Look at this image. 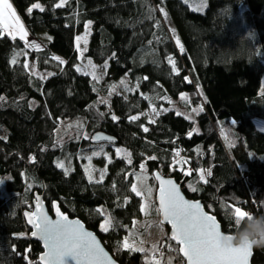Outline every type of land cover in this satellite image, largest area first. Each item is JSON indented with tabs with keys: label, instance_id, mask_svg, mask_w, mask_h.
<instances>
[{
	"label": "trees",
	"instance_id": "trees-1",
	"mask_svg": "<svg viewBox=\"0 0 264 264\" xmlns=\"http://www.w3.org/2000/svg\"><path fill=\"white\" fill-rule=\"evenodd\" d=\"M10 1L28 41L43 37L47 48L34 52L18 36L12 40L0 35V264H38L42 246L30 239L24 217L33 211L36 195H43L50 213L58 203L64 214L81 220L120 264H146L151 253L120 247L142 216V200L130 191L134 176L129 175L138 173L141 164L152 186L158 172L174 179L189 199L202 201L226 234V204L264 213V0H207L204 13L193 11L184 0H68L61 8L55 7L59 0ZM34 3L45 10L29 14ZM160 9L175 36L163 24ZM89 21L86 56L95 65H108L96 68L99 80L76 70V37ZM17 52L21 55L13 64ZM28 54L40 72L54 75L41 79L31 74L24 68ZM123 79L133 90L109 95L110 86ZM181 95L189 99L188 109L204 107L196 121L175 111L154 123L146 116L130 119L152 107L174 104ZM194 128L198 133L189 137ZM228 130L234 135L232 146L225 138ZM96 134L115 139L117 143L106 146L124 148L132 163L127 156L111 163L105 159L104 181L90 183L76 156L94 147L91 137ZM177 150L191 161L183 165L184 171L172 163ZM65 151L73 160L67 175L57 166ZM153 156L155 160L149 159ZM188 169L191 175L184 174ZM197 169H211V176L205 172L208 183L199 180ZM190 184L199 190L193 192ZM108 215L114 227L104 232L101 225ZM168 237L167 229L164 238L145 248L156 244L164 254L161 264L169 257L181 264L180 254L168 245L179 247ZM252 264H264V248L254 249Z\"/></svg>",
	"mask_w": 264,
	"mask_h": 264
},
{
	"label": "snow or ice",
	"instance_id": "snow-or-ice-1",
	"mask_svg": "<svg viewBox=\"0 0 264 264\" xmlns=\"http://www.w3.org/2000/svg\"><path fill=\"white\" fill-rule=\"evenodd\" d=\"M185 3L188 0H184ZM68 3V0H59V3L55 5L56 8H61L65 4ZM201 6H206V0L202 3ZM33 9H39L43 12L45 9L40 3H34L31 5L27 11L29 14L32 13ZM163 12V9H160ZM165 17L167 13H164ZM91 21L85 25L86 35L85 36H77L76 37V48L80 52L81 58H83L84 52L87 51L86 47L81 50L80 42L83 41L85 45H87V29L90 27ZM7 34L12 40H16L17 36L21 41L25 43L26 47H35L39 50V45L29 44L28 42V31L25 29L24 24L22 23L19 15L16 13V10L13 8V5L10 3V0H0V35ZM51 39V37H48ZM151 43V42H150ZM179 44V39L176 41ZM183 50L181 46V51ZM26 55V53H24ZM21 55L20 52L14 54L12 63H17L16 57ZM52 59L57 60L60 64H64L65 61L61 60L60 57H52ZM168 62L173 66L172 70L179 74V70L175 67V61L172 57H168ZM87 64L92 68V71L85 72V75H91L93 80H99L100 77L96 75V65L92 63L89 59ZM106 69L108 67L107 64L101 66ZM24 68H28V64H24ZM77 71H80V67L77 66ZM49 75H54L53 73H49ZM44 77L41 76V79ZM146 79V78H145ZM187 79V77H185ZM121 85L126 86L127 82L122 80L120 82ZM117 85H111V91L109 95L116 91ZM264 95V93H262ZM163 99H167V97H162ZM3 97H0L2 100ZM183 99V96H182ZM107 103V101H102ZM153 112H156V109L153 107ZM196 111V109H193ZM200 111H203V108H200ZM180 113H177L179 115ZM103 115V113H101ZM113 120H117L118 118L113 115ZM131 120H138V116H131ZM154 123L155 121H150ZM233 123H235L233 121ZM82 127V125H80ZM69 128L72 125H68ZM145 132L148 131V128L145 127L143 129ZM59 131V130H57ZM198 129H193L188 132V136L191 137L193 132L198 133ZM84 139H89L87 134L83 136ZM227 139V137H225ZM91 139L95 141H111L110 137H105L102 135H96L91 137ZM229 146L231 142H229ZM101 151H94L91 155L87 156L86 159L88 161V166H86L85 171L88 173V179L90 183H101L104 179V175L106 174L107 169L99 170L100 176L99 179L96 180L92 171L94 169L91 168V161L93 156H100L102 154ZM116 153L119 155L121 153V149L117 148ZM105 155H107L105 153ZM127 162L129 164L132 163L130 157L131 153H126ZM179 158V159H177ZM35 161V157L31 158ZM149 159L155 160L156 157H150ZM109 163H111V159L109 158ZM173 165H181L180 170L184 171L183 165H187L191 163L190 160L182 158L180 156V151L177 150L174 153ZM57 166L64 170L67 175L72 169L70 167H66L63 160L57 162ZM141 172L140 173H130L129 175H133L135 177L136 182L131 184V192L134 193L137 197H141L144 200V203L141 206V212H143L146 216L150 214L152 210L155 213L162 217L160 220V224H164L167 222L171 225V235L168 237L170 241H175L177 245H179V249H173L171 244L168 245V248L172 252H178V254H182L181 264H249V259L252 255V247L248 248H234V247H226L222 245L221 241L224 239L230 240L231 233L234 232L241 224L242 218L248 215V210H245L242 206L226 204L225 208L230 209L228 212L229 218V232L228 235H225L221 230V223L218 221L217 217L214 214H209L208 211H205L204 205H202L199 201H190L185 199V197L181 194L179 187L176 182L171 179L162 178L159 173L154 174V178L159 181V188L157 189V202L158 207L153 208V203L151 201L153 189L147 186L146 181L148 179L146 175V169L144 164L140 165ZM199 173V180L203 181V183H208L205 176V172L207 176L212 175L211 169H197ZM185 175H191L192 170L188 169ZM11 179V178H9ZM0 183H3L0 180ZM31 187V185H29ZM189 188L195 192L199 189L194 185L190 184ZM113 189L115 190V185H113ZM36 203L34 205V211L25 213L27 217V222L33 227V231H31V237L37 238L43 242V245L46 249L44 254L40 256L38 264H67L66 258H71L75 261V264H115V261L109 257L108 253L105 252L104 248L101 247L100 242L96 239L95 235L92 232L86 231L84 225L78 220H70L68 216H66L63 212H61L59 205L53 204V208L55 210V214L58 217L57 219H52L48 212L45 210L43 203L41 202V197H35ZM127 200H125V204H127ZM246 203V202H245ZM261 205H264V201L260 202ZM98 212L103 214L102 209H98ZM136 222H133V228H135ZM114 227L113 218L111 215H108L104 223L101 225V230L104 232H108L110 228ZM151 227V225H149ZM131 237L137 236V233L133 231L130 233ZM144 241L140 240L139 244L135 239H132L130 242L129 237H125L123 243L120 245L123 249H130L134 252L141 253H151L150 256L146 255L145 260L146 264H161L164 260V254L159 249L156 244H153L151 248L143 247ZM160 253V259L156 258V253ZM29 264H32L29 261ZM164 264H172V258L169 257Z\"/></svg>",
	"mask_w": 264,
	"mask_h": 264
},
{
	"label": "rangeland",
	"instance_id": "rangeland-1",
	"mask_svg": "<svg viewBox=\"0 0 264 264\" xmlns=\"http://www.w3.org/2000/svg\"><path fill=\"white\" fill-rule=\"evenodd\" d=\"M204 2V0H188L187 4L190 6V8L193 11L199 12V13H204L207 8H208V1L206 0V6H201L202 3ZM11 3V1H10ZM12 4V3H11ZM13 5V4H12ZM42 5V4H41ZM14 8V6H13ZM15 9V8H14ZM17 13V12H16ZM165 12H162L161 14V18L163 20V24L171 31V33L173 34V36H175V32H174V27L172 25V23L169 20V17H165L164 15ZM18 14V13H17ZM20 17V16H19ZM21 19V18H20ZM88 24V23H87ZM91 29H92V24L90 25V27L87 29V45L84 44L83 41L80 42V49L83 50L85 47L88 51V46H89V39H90V35H91ZM86 35V29L84 31V33L81 36H85ZM175 41H177V39H179V47H181V40L178 37L174 38ZM35 42V40H37V44L40 46L39 48H42L43 50H45L47 47L44 44V38L40 37V40L36 39V37H31L29 40V44H32L33 41ZM36 43V42H35ZM29 49L33 50L34 52H38L39 50H37L35 47H28ZM42 50V51H43ZM87 51L84 52L83 58H81L80 56V52L79 53V67H80V72L83 74L85 72H91L92 68L87 64V61L90 59L89 57L86 56ZM29 55V59L27 60V64H28V69L30 71L31 74L36 75L37 77L41 78V76H43V79H46L47 77H49V73L45 72L42 73L40 72L37 67H36V63L34 60H31V56ZM91 60V59H90ZM92 61V60H91ZM93 63V61H92ZM94 64V63H93ZM95 65V64H94ZM96 68L97 69H102L101 66H98L96 64ZM37 71H39V75L37 74ZM103 74H106V70L103 71ZM91 76V75H90ZM101 75H99L100 77ZM106 79V75L104 76V80ZM124 81H126L125 79H123ZM127 82V81H126ZM117 89H116V93H123V94H127L130 90H133L132 88L129 90V86L126 84V86L121 85L120 82L117 83ZM183 96V99H182ZM107 101V105L110 106V104L108 103V100L106 98H104L103 96L100 97V101ZM188 107H190V101L189 99L186 97V95H181V97L174 103V104H170L167 105L165 107H162L160 109H156V112H153L152 108L145 110L142 114L138 115V117H142V116H146L148 118L149 121H156L157 118L168 112V111H175L177 113H180L181 115L189 118L192 121H196L197 116L202 112L200 111V108L202 107L204 109V107L201 106H196L192 109H188L186 107V105ZM193 109H196V111H193ZM226 137L230 142L234 141V135L232 133L231 130L226 131ZM101 147H102V154L100 156H93L92 161H91V168L94 169V171H92V175L93 177L98 180L99 176H100V172L99 170L105 169L106 168V161H109V158L112 160L113 158H125L126 157V153L127 150H125L122 147H118V146H106V144H95L94 147H91V150H87V151H81L78 153V155L76 156L77 159H79V161H81L84 165V168H86V166H88V161L86 159L87 156L91 155L92 152L94 151H101ZM110 147V148H109ZM120 148L121 149V153L118 155L116 153V149ZM105 153L107 155H105ZM60 160H63L65 163L66 167H70L72 169L73 166V160H71L70 156L67 154V152H63V155L61 157ZM59 160V161H60ZM146 169V168H145ZM141 170L138 172L140 173ZM146 175L148 177L146 184L147 186L151 187L153 189V193H152V197H151V201L153 203V208L155 206V196H156V187L152 186L149 182V176L146 170ZM106 174L104 175L105 178ZM104 181V179H103ZM136 182L135 177H133V181L132 183ZM0 185H2V183H0ZM130 191H131V187H130ZM141 198V197H140ZM142 200V204L144 203L143 198H141ZM154 210H152L150 212L149 215H145L143 212H141V217L136 219V224H135V228L132 229V232L135 231L136 233L141 231V237H139V234L137 235V237H129L130 238V242L132 239H135L137 241V244H139L140 240H143L145 243L143 245V247L148 246L151 243H154V241H158L162 238H164L167 235V229L165 228L164 225L160 224V220L158 217H155L154 215ZM149 225H151V227H149ZM138 228V230H137ZM172 264H176L173 260H172Z\"/></svg>",
	"mask_w": 264,
	"mask_h": 264
},
{
	"label": "clouds",
	"instance_id": "clouds-1",
	"mask_svg": "<svg viewBox=\"0 0 264 264\" xmlns=\"http://www.w3.org/2000/svg\"><path fill=\"white\" fill-rule=\"evenodd\" d=\"M230 235L232 238L222 240V245L234 248H264V213L249 211L242 218L240 226Z\"/></svg>",
	"mask_w": 264,
	"mask_h": 264
},
{
	"label": "water",
	"instance_id": "water-1",
	"mask_svg": "<svg viewBox=\"0 0 264 264\" xmlns=\"http://www.w3.org/2000/svg\"><path fill=\"white\" fill-rule=\"evenodd\" d=\"M96 135H102V136L107 137L105 134H96ZM96 135H95V136H96ZM91 142H92V144H94V145H95V144H102V143H106V144H115V143H117V141H116L115 139H112V138H111V141H95V140L92 139ZM156 173H158V172H156ZM159 175H160L162 178H164V179H171V180L175 181L174 179H172V178H168V177H165V176H163V175L160 174V173H159ZM154 179H155V178H154ZM155 182H156V193H155L156 196H155V203H156V205H157V207H158V202H157V195H158V192H157V189L159 188V181L155 179ZM175 182H176V181H175ZM176 184H177V186L179 187L180 192H181V194L185 197V199L190 200V201H199L202 205H204L203 202L200 201V200L189 199V198L185 195V193L183 192L182 187H181L177 182H176ZM36 196H40V197H41V202L43 203L45 210L48 212V215H49L52 219H57L58 217H57L56 214H55V210H54V208L52 209V213H50V212L48 211L47 206H46V203H45V201H44V199H43V195H36ZM35 203H36V200L34 201L33 204L35 205ZM55 204H56V205H59L58 203H55ZM204 207H205V206H204ZM60 210H61V209H60ZM33 211H34V209H33ZM205 211H207L206 208H205ZM30 212H31V211H30ZM61 212H63V211L61 210ZM209 214H211V213H209ZM65 215L68 216L67 214H65ZM24 217H25V221H26L27 227L30 229V231H33V230H34L33 227H32L30 224H28V222H27V217H26V216H24ZM68 218H69L70 220H78V221H80V222L84 225V228H85L86 231L92 232V233L95 235L96 239L100 242L101 247H103L104 250H105V252L108 253L109 257H111V259L115 261V264H120V263L117 262L116 259L111 255V253H110V252L108 251V249L104 246L103 242L100 240V238L97 236V234H96L94 231L88 229V228L86 227V225H85L81 220H79V219H73V218H70L69 216H68ZM159 218H160V220L162 219L161 216H159ZM162 225H164V226L169 230V236H170V235H171V231H172V229H171V225L168 224L167 222H165V223L162 224ZM221 230H222V227H221ZM222 231H223V230H222ZM30 233H31V232H30ZM30 237H31V235H30ZM31 240L34 241V242L39 243V244L42 246V250H43V253L41 254V256H42V255L44 254V252L46 251V249H45V247H44V245H43V242H42L41 240L37 239V238H34V237H31ZM173 242L176 244L175 241H173ZM176 245H177V244H176ZM177 246L180 247L179 245H177ZM254 249H255V248L252 249V255H251L250 259H249V264H252V260H253V256H254ZM180 256H181V258H182V254H180ZM66 260H67V264H75V261L72 260L70 257H69V258H66ZM38 262H39V261H38Z\"/></svg>",
	"mask_w": 264,
	"mask_h": 264
},
{
	"label": "bare ground",
	"instance_id": "bare-ground-1",
	"mask_svg": "<svg viewBox=\"0 0 264 264\" xmlns=\"http://www.w3.org/2000/svg\"><path fill=\"white\" fill-rule=\"evenodd\" d=\"M8 37H9V35H7ZM20 42H22V43H24L23 41H20ZM25 44V43H24ZM110 148V147H109ZM30 239H31V237H30ZM34 242V241H33Z\"/></svg>",
	"mask_w": 264,
	"mask_h": 264
},
{
	"label": "crops",
	"instance_id": "crops-1",
	"mask_svg": "<svg viewBox=\"0 0 264 264\" xmlns=\"http://www.w3.org/2000/svg\"><path fill=\"white\" fill-rule=\"evenodd\" d=\"M32 41H33V40H32ZM33 42H34V41H33ZM35 42H36V43H35ZM35 42H34V43L37 44V40H35ZM39 49H42V48H39Z\"/></svg>",
	"mask_w": 264,
	"mask_h": 264
},
{
	"label": "built area",
	"instance_id": "built-area-1",
	"mask_svg": "<svg viewBox=\"0 0 264 264\" xmlns=\"http://www.w3.org/2000/svg\"><path fill=\"white\" fill-rule=\"evenodd\" d=\"M180 153H182V151H180Z\"/></svg>",
	"mask_w": 264,
	"mask_h": 264
}]
</instances>
